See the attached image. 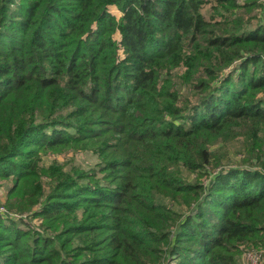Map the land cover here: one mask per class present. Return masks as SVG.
<instances>
[{"label": "trees", "instance_id": "16d2710c", "mask_svg": "<svg viewBox=\"0 0 264 264\" xmlns=\"http://www.w3.org/2000/svg\"><path fill=\"white\" fill-rule=\"evenodd\" d=\"M239 138L244 164L221 165ZM68 152L97 162L40 164ZM5 185L0 264H240V246L264 248V3L0 0Z\"/></svg>", "mask_w": 264, "mask_h": 264}, {"label": "rangeland", "instance_id": "374dc122", "mask_svg": "<svg viewBox=\"0 0 264 264\" xmlns=\"http://www.w3.org/2000/svg\"><path fill=\"white\" fill-rule=\"evenodd\" d=\"M246 1L248 0H240L239 4H242ZM256 2L259 3V5H261L264 3V0H256ZM260 8L261 7L259 6V8L255 9L253 11L254 14L257 13ZM110 11L116 14L117 16L120 15V12L114 6H110ZM202 13L208 16V6H205L202 9ZM215 149L218 151L219 154L222 151H225V153L221 154V155H224L221 160L222 162L221 165L223 164V166H232V165L244 164L243 159L245 158V154L247 153L244 149V143L242 142V138L231 141L223 146L221 145L217 146ZM41 157L42 159H41L40 164H43L44 166H48L56 162V163L64 164L65 170H68L70 166L72 165L80 166L82 168L87 169V168L93 167L97 162L96 155L92 154L91 152H78L76 154L72 152H68L66 154L64 153L49 154V155L42 154ZM6 188L7 186L5 185L0 189V210L2 211L5 210V206L3 205V203L5 200L4 195H5ZM240 249L243 250L240 256V264H250V261H248L247 259V254L249 252L248 250L251 249V247L240 246ZM253 250L254 251H251L252 253L260 254L264 250V248L263 247H261L260 249L255 248ZM263 256H264V251H263ZM263 256L261 257L259 256V258H256L255 264H264Z\"/></svg>", "mask_w": 264, "mask_h": 264}, {"label": "built area", "instance_id": "2783aa9c", "mask_svg": "<svg viewBox=\"0 0 264 264\" xmlns=\"http://www.w3.org/2000/svg\"><path fill=\"white\" fill-rule=\"evenodd\" d=\"M239 1L240 0H237L238 3H240ZM259 256H260V254L258 255V254L248 253L247 259H248V261H250V264H255L256 258H259Z\"/></svg>", "mask_w": 264, "mask_h": 264}]
</instances>
